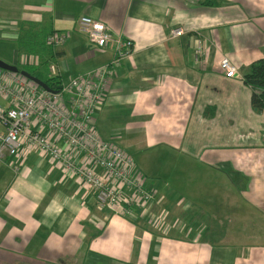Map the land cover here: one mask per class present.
Returning a JSON list of instances; mask_svg holds the SVG:
<instances>
[{
  "label": "crops",
  "instance_id": "1",
  "mask_svg": "<svg viewBox=\"0 0 264 264\" xmlns=\"http://www.w3.org/2000/svg\"><path fill=\"white\" fill-rule=\"evenodd\" d=\"M82 17L134 44L93 125L135 162L140 181L144 172L155 199L119 217L40 152L0 158V264H264V111L253 109L243 83L264 58V0H0V42L18 44L33 28L63 34L66 43L41 59L72 53L83 75L111 62L114 50L80 33ZM176 28L185 34L172 37ZM225 58L236 78L225 76ZM0 59L18 61L1 48ZM35 59L25 52L21 64ZM167 151L169 162L179 154L209 168L171 170L175 180L161 176L156 185L147 163ZM183 176L195 192H177ZM208 191L217 193L219 217L187 197Z\"/></svg>",
  "mask_w": 264,
  "mask_h": 264
},
{
  "label": "built area",
  "instance_id": "2",
  "mask_svg": "<svg viewBox=\"0 0 264 264\" xmlns=\"http://www.w3.org/2000/svg\"><path fill=\"white\" fill-rule=\"evenodd\" d=\"M78 27L99 49L112 48V61L72 78L56 91L45 90L20 74L0 72V99L7 104L6 108H0L3 128L0 158L40 152L48 156L59 171L91 191L100 210L119 217H132L136 208H143L155 199V192L145 188L138 179L135 162L97 133L93 120L105 103L111 80L132 55L134 44L130 40L115 39L106 25L90 17H82ZM184 34L181 28L171 33L174 38ZM46 43L60 48L66 43V37L53 34ZM196 56H203L201 40ZM221 68L229 79L238 76L236 67L227 58L222 60ZM50 73L55 77L59 71L52 66ZM43 131L49 132L52 138ZM56 141L64 143L65 147Z\"/></svg>",
  "mask_w": 264,
  "mask_h": 264
},
{
  "label": "rangeland",
  "instance_id": "3",
  "mask_svg": "<svg viewBox=\"0 0 264 264\" xmlns=\"http://www.w3.org/2000/svg\"><path fill=\"white\" fill-rule=\"evenodd\" d=\"M0 48L3 54H6L8 56L13 55L14 57L16 56L18 60L16 63L17 67L19 69L23 68L21 62L25 55V52L20 50L17 42L14 39L1 41ZM36 58H37V60L35 59L36 69H37V72L41 74V76L47 77L48 74L50 75L49 67L53 64L60 71V74L62 73L61 74L62 76L60 77L63 80V82H66V83L70 81L73 77H78L79 74H81L83 70L86 69V66H81L80 63L75 59L76 55L74 54L72 55V53H69L68 56L62 60L57 59V61H53V62L51 61V59L42 60L38 57ZM16 65H12V66H16ZM0 71L6 72L1 69ZM61 147L63 148V146ZM172 154L174 153H170L169 151H167L166 153H163L162 155L154 154L153 156L155 157L157 156L156 160L152 164L147 163V169L145 172L150 176L151 181L154 182V184L158 185L160 184V182L163 183V181H165V179H163L161 176H163L167 180H170V179L175 180V178L171 177L170 175L171 170L185 171L184 169H189V171L191 170L194 171V170H201V169L209 168L206 161H202V160L198 161V160H194L192 158L183 157V156L181 157L179 154L175 155V159L169 162V157ZM229 166H232V164ZM211 168L218 169V167H211ZM157 175L160 178L157 177ZM142 176H144V178L142 177L141 181L143 183H146L147 181H146L144 172L142 173ZM176 180H178L179 182L176 187V190L177 192H180L183 195L186 189L193 190V192H195L194 190L197 189L195 187L197 184L194 179L185 180V176H183ZM187 197L191 198L192 201H195L199 204L209 207V209L211 210V213H210L211 217H215V218L219 217L220 211L218 210L219 206L217 205V193H212L208 191L207 194L195 193Z\"/></svg>",
  "mask_w": 264,
  "mask_h": 264
},
{
  "label": "trees",
  "instance_id": "4",
  "mask_svg": "<svg viewBox=\"0 0 264 264\" xmlns=\"http://www.w3.org/2000/svg\"><path fill=\"white\" fill-rule=\"evenodd\" d=\"M34 25V24H32ZM56 32L45 33L42 30L30 29L22 31L18 41L19 48L27 55H33L41 59L43 55H52L53 47L46 43L49 36ZM33 77L45 82L51 90H60L63 81L60 76L43 77L37 72L36 66L26 65L21 68ZM243 83L252 91V107L255 111L262 113L264 111V58L255 61L243 76Z\"/></svg>",
  "mask_w": 264,
  "mask_h": 264
},
{
  "label": "water",
  "instance_id": "5",
  "mask_svg": "<svg viewBox=\"0 0 264 264\" xmlns=\"http://www.w3.org/2000/svg\"><path fill=\"white\" fill-rule=\"evenodd\" d=\"M0 69L6 71L8 73L20 74L21 76L29 79L31 82L35 83L39 87H41L45 90L51 91V89L49 88V86L45 82L41 81L40 79H38L36 77H33L32 75H30L26 71L20 70L16 66L6 64L5 62L0 60Z\"/></svg>",
  "mask_w": 264,
  "mask_h": 264
}]
</instances>
